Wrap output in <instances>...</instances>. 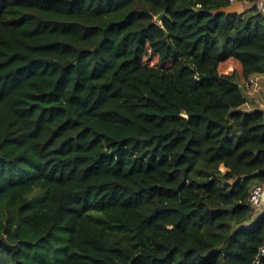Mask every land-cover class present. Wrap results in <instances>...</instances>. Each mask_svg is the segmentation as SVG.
<instances>
[{
  "label": "trees",
  "instance_id": "16d2710c",
  "mask_svg": "<svg viewBox=\"0 0 264 264\" xmlns=\"http://www.w3.org/2000/svg\"><path fill=\"white\" fill-rule=\"evenodd\" d=\"M257 3L0 0V264H264Z\"/></svg>",
  "mask_w": 264,
  "mask_h": 264
},
{
  "label": "built area",
  "instance_id": "2783aa9c",
  "mask_svg": "<svg viewBox=\"0 0 264 264\" xmlns=\"http://www.w3.org/2000/svg\"><path fill=\"white\" fill-rule=\"evenodd\" d=\"M229 4L228 9L231 10L230 6L235 4H247V0H226ZM257 7L264 18V0H258ZM239 10L231 11L232 14H239L241 13ZM244 11V10H243ZM264 80L263 75H252L247 80L241 81L238 85L240 90L243 91L242 93L251 94L257 92L261 86L262 81ZM260 110L264 111V105L260 108ZM250 204L253 207V212L255 216H258L263 207H264V187L256 186L252 189L250 194Z\"/></svg>",
  "mask_w": 264,
  "mask_h": 264
},
{
  "label": "crops",
  "instance_id": "0c3cea01",
  "mask_svg": "<svg viewBox=\"0 0 264 264\" xmlns=\"http://www.w3.org/2000/svg\"><path fill=\"white\" fill-rule=\"evenodd\" d=\"M230 8H231V10L230 11H236V10H239L240 12L241 11H243V10H245V9H247L248 8V5L247 4H235V5H233V6H230ZM263 83H264V80L262 81V85H263ZM240 84V83H239ZM254 95V93H252V94H248L247 95V98H246V103H245V105L242 107V109L243 110H245V111H250V110H253V109H256L257 108V105H258V103H259V101H257V100H255V101H252V102H250V97L251 96H253ZM249 96V97H248ZM258 102V103H257ZM257 104V105H256Z\"/></svg>",
  "mask_w": 264,
  "mask_h": 264
},
{
  "label": "rangeland",
  "instance_id": "374dc122",
  "mask_svg": "<svg viewBox=\"0 0 264 264\" xmlns=\"http://www.w3.org/2000/svg\"><path fill=\"white\" fill-rule=\"evenodd\" d=\"M239 12V11H238ZM229 68H232V67H229ZM229 71H231L230 69H229ZM241 82V81H240ZM239 82V83H240ZM243 92V91H242ZM252 94V93H251ZM243 95H244V97H246L247 98V95L248 94H246V93H243ZM249 97V96H248ZM250 102H252V101H255V100H257V101H259V103H258V105H257V108L256 109H260L263 105H264V83H263V85L261 86V88L257 91V92H255L254 93V95L253 96H251L250 97Z\"/></svg>",
  "mask_w": 264,
  "mask_h": 264
},
{
  "label": "water",
  "instance_id": "95a60500",
  "mask_svg": "<svg viewBox=\"0 0 264 264\" xmlns=\"http://www.w3.org/2000/svg\"><path fill=\"white\" fill-rule=\"evenodd\" d=\"M218 12H221V13H224V14H232V12L230 11V9H228V7L225 8V9H221V10H219V11H211L210 13H212V14H216V13H218ZM162 16H163V13H161L160 15H158V16L155 18V20H156V21H160V19H161ZM255 174H256V173L254 172V173H251V174H249V175L242 176L241 179L252 178V177H254Z\"/></svg>",
  "mask_w": 264,
  "mask_h": 264
},
{
  "label": "clouds",
  "instance_id": "9594fccd",
  "mask_svg": "<svg viewBox=\"0 0 264 264\" xmlns=\"http://www.w3.org/2000/svg\"><path fill=\"white\" fill-rule=\"evenodd\" d=\"M238 85H239V83H238Z\"/></svg>",
  "mask_w": 264,
  "mask_h": 264
}]
</instances>
